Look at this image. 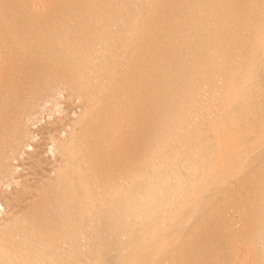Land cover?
Masks as SVG:
<instances>
[{
    "label": "bare ground",
    "instance_id": "6f19581e",
    "mask_svg": "<svg viewBox=\"0 0 264 264\" xmlns=\"http://www.w3.org/2000/svg\"><path fill=\"white\" fill-rule=\"evenodd\" d=\"M5 2L0 264H264L262 0Z\"/></svg>",
    "mask_w": 264,
    "mask_h": 264
},
{
    "label": "snow or ice",
    "instance_id": "6c2138e0",
    "mask_svg": "<svg viewBox=\"0 0 264 264\" xmlns=\"http://www.w3.org/2000/svg\"><path fill=\"white\" fill-rule=\"evenodd\" d=\"M19 5H14L10 3H0V10H2L5 19L14 13V11L19 8ZM262 9H264V0H262ZM140 136V129L134 124H130L127 128L122 129L113 138L110 145L111 149L119 154L122 158L131 156L134 154L136 145Z\"/></svg>",
    "mask_w": 264,
    "mask_h": 264
}]
</instances>
